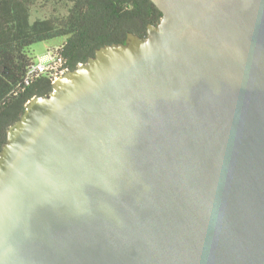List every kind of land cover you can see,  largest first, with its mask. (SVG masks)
I'll list each match as a JSON object with an SVG mask.
<instances>
[{
	"label": "water",
	"instance_id": "95a60500",
	"mask_svg": "<svg viewBox=\"0 0 264 264\" xmlns=\"http://www.w3.org/2000/svg\"><path fill=\"white\" fill-rule=\"evenodd\" d=\"M151 1L8 127L0 264H264V0Z\"/></svg>",
	"mask_w": 264,
	"mask_h": 264
},
{
	"label": "trees",
	"instance_id": "16d2710c",
	"mask_svg": "<svg viewBox=\"0 0 264 264\" xmlns=\"http://www.w3.org/2000/svg\"><path fill=\"white\" fill-rule=\"evenodd\" d=\"M38 1L0 0V149L8 127L20 118L27 102L52 87L47 74L26 83L35 64L29 51L33 44L65 37L51 53L72 70L99 47L119 43L128 32L137 34L140 20L146 24L159 11L151 0H55L66 13L33 20L32 7Z\"/></svg>",
	"mask_w": 264,
	"mask_h": 264
},
{
	"label": "rangeland",
	"instance_id": "374dc122",
	"mask_svg": "<svg viewBox=\"0 0 264 264\" xmlns=\"http://www.w3.org/2000/svg\"><path fill=\"white\" fill-rule=\"evenodd\" d=\"M66 8L61 3H55V0L50 1L46 5L43 3V0H39L36 5L32 7V19L49 17L53 13H66ZM65 37H59L51 40H46L33 44L29 51L34 57L35 63L40 61H45L47 58L53 56V50L58 48L65 42Z\"/></svg>",
	"mask_w": 264,
	"mask_h": 264
},
{
	"label": "built area",
	"instance_id": "2783aa9c",
	"mask_svg": "<svg viewBox=\"0 0 264 264\" xmlns=\"http://www.w3.org/2000/svg\"><path fill=\"white\" fill-rule=\"evenodd\" d=\"M67 71H69V69L62 65V61L57 60L54 56H52L51 58H47L45 61H40L39 63L32 65L27 73L26 83L42 74H47L53 82Z\"/></svg>",
	"mask_w": 264,
	"mask_h": 264
},
{
	"label": "flooded vegetation",
	"instance_id": "af4514ba",
	"mask_svg": "<svg viewBox=\"0 0 264 264\" xmlns=\"http://www.w3.org/2000/svg\"><path fill=\"white\" fill-rule=\"evenodd\" d=\"M161 16H162L161 15V12L160 11H156L155 12V17H153L150 22H148V23L145 24L143 20H140V23H139L140 29H139L137 35H139L141 37H147L148 36V32H147L148 24H150V23L151 24H157V23H159V21L161 20ZM127 34H126V37H123L120 40V42H125L126 41Z\"/></svg>",
	"mask_w": 264,
	"mask_h": 264
}]
</instances>
